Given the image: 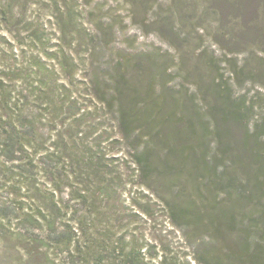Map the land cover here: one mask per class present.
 Segmentation results:
<instances>
[{
  "label": "trees",
  "instance_id": "obj_1",
  "mask_svg": "<svg viewBox=\"0 0 264 264\" xmlns=\"http://www.w3.org/2000/svg\"><path fill=\"white\" fill-rule=\"evenodd\" d=\"M50 1L56 11L52 17L59 31L57 43L51 45L41 25L31 41L38 52L31 64L0 79V245L18 242L17 252L36 256L42 264H56L63 255L69 260L65 264H147L142 250L111 248L107 231L91 229L95 232L86 242L82 221H76L80 234L69 225L58 229L60 214L70 208L56 194L67 188L68 203H77L98 221L114 222L121 211L110 202L114 190L138 185L152 190L155 174L180 176L188 166L195 150L192 139L198 113L193 109L189 116L179 118L178 111L186 109L187 103L159 89L163 62L157 56L123 47L116 58L108 59L109 45L103 43L102 35L91 30L80 33L85 36L82 40L87 39L85 44L74 39L67 29L80 27L79 19L66 9V0ZM195 1L196 14L205 24L201 30L213 38L219 51L225 55L256 49L264 53V0ZM7 8L0 0V20L5 25L14 12ZM209 63L212 68L216 65ZM230 63L242 73L250 67L245 62L240 69L236 58ZM28 70L36 76L30 87L32 110L28 97L21 98L9 86L21 76L28 82L33 77ZM147 72L148 84L143 87ZM199 72L198 64L188 69L193 77ZM227 88L215 79L211 86L198 85V92L213 94L217 104L208 109L209 126L224 146H236L238 158L246 147L233 133L234 126L249 129L246 114L255 106L238 103L231 112ZM262 118L264 124V114ZM155 157L160 158L158 167ZM263 188L256 179L255 189L262 192ZM11 219L36 224V233L27 227L24 233L20 232L24 228L13 233ZM235 252L230 262L245 261L246 253ZM254 253L249 261L264 264V247ZM160 264L168 262L163 259Z\"/></svg>",
  "mask_w": 264,
  "mask_h": 264
},
{
  "label": "rangeland",
  "instance_id": "obj_2",
  "mask_svg": "<svg viewBox=\"0 0 264 264\" xmlns=\"http://www.w3.org/2000/svg\"><path fill=\"white\" fill-rule=\"evenodd\" d=\"M2 4L14 12L9 25L0 20V79L4 73L15 72L21 66L26 69L31 64L38 53L31 41L41 25L51 45L59 38L50 0H2ZM65 4L79 19L80 27L67 29L74 39L85 44L87 39L82 40L85 36L80 33L94 30L109 45L105 54L108 59L116 58L123 47L157 56L163 62L159 89L187 103L186 109L178 111L179 118L189 116L193 109L198 114L194 121L193 158L181 169L180 176L172 172L164 177L155 174L152 190L139 185L114 190L110 202L119 205L121 211L118 208L112 223L98 221L82 206L68 203L70 195L64 188L56 194L57 200L70 210L60 214L58 221L62 223H57V228L69 225L80 234L76 221H82L86 242L94 230L102 234L107 231L111 248L120 252L142 250L147 264H160L163 259L168 264H254L250 256L264 247V188L262 192L255 189L256 179L264 185V53L258 49L234 55L219 51L213 38L201 30L205 24L196 14L195 0H66ZM234 58L240 69L245 62L250 63L249 69L244 73L235 69L230 63ZM209 62H216L215 67ZM193 64L200 67L196 77L188 73ZM28 71L33 75L28 82L21 76L20 81L9 86L21 98L28 97L32 110L35 107L30 103V87L36 76L34 71ZM148 78L147 72L142 77L143 87ZM215 79L228 86L226 103L231 112L236 111L238 103L255 106L254 110L247 109L249 129L234 126L233 133L246 147L238 158L236 146H224L214 127L209 126L208 109L217 104L213 94L198 92V85L211 86ZM42 132L47 136L46 128ZM159 162L157 157V167ZM3 195L5 199L7 195ZM104 206L103 212L108 211L106 203ZM9 225L13 233L21 228L24 233L25 227L31 233L37 231L34 223L11 219ZM15 244L0 245V264H42L36 256L17 252ZM233 250L236 254L246 253L245 261L230 262ZM65 257H58L56 264L67 263Z\"/></svg>",
  "mask_w": 264,
  "mask_h": 264
}]
</instances>
